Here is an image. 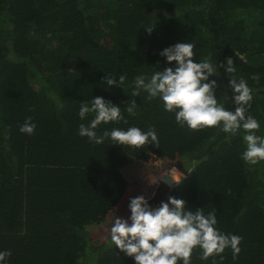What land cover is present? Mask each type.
Returning <instances> with one entry per match:
<instances>
[{"label":"trees","instance_id":"obj_1","mask_svg":"<svg viewBox=\"0 0 264 264\" xmlns=\"http://www.w3.org/2000/svg\"><path fill=\"white\" fill-rule=\"evenodd\" d=\"M180 42L196 46L197 63L232 58L235 73L220 68L209 81L216 80L218 102L229 111L235 110L229 78L247 82L253 100L245 115L259 122L256 135L264 138V0H0V251H11L6 264H135L111 242L110 228L116 216L130 217L129 198L138 195L152 208L171 195L192 211H215L220 232L242 237L238 258L226 249L216 264H264V161L250 165L241 158L244 131L190 130L159 97L131 96L136 76L174 67L160 52ZM105 75H126V81L106 89ZM94 97L121 107L124 118L102 123L98 135L154 127L159 148L81 137L79 125L94 118L80 119L81 102ZM132 99L135 115L126 110ZM27 117L36 125L32 135L19 131ZM172 168L181 169L179 184L164 175ZM152 179L161 180L149 186ZM201 255L194 249L191 264H213Z\"/></svg>","mask_w":264,"mask_h":264},{"label":"clouds","instance_id":"obj_2","mask_svg":"<svg viewBox=\"0 0 264 264\" xmlns=\"http://www.w3.org/2000/svg\"><path fill=\"white\" fill-rule=\"evenodd\" d=\"M145 28L150 35L154 27ZM195 47L193 43L180 42L161 51L160 55L166 58L169 65L174 64V67L156 71L150 78L136 76L131 96H140V92L144 91L148 93L149 100L159 97L165 111L175 113L176 122L181 127L186 125L190 130L220 128L226 134L236 135L242 129L245 133L243 140L246 142V150L241 158L250 165L264 161V138L256 135L260 124L255 118L245 115L253 100L252 89L243 78H229L235 110H226L215 94L218 88L216 80L209 81V77L217 75L220 68L227 74L235 73L234 62L231 57L218 64H213L207 58L199 63L194 62ZM252 79L255 80L256 77L253 76ZM125 81L126 75H120L118 79L105 75L102 80L108 86L106 89L119 87ZM136 108L134 99L126 106L129 115H135ZM89 114H94V118L87 125L81 123L78 129V134L87 137L89 142L103 144L105 139L110 138L114 145L137 149L153 145L159 148L154 127L146 132L138 127H130L126 131L114 128L98 135L96 129L102 123L124 119L121 107L103 97H94L91 102H81L80 119H86ZM124 122L127 123L126 120ZM35 128L32 117H27L19 131L32 135ZM164 175H171L179 184L182 173L172 168ZM160 180L152 179L148 184H158ZM129 199L131 215L127 219L116 216L110 228V239L116 248L133 258L135 264H178L179 261L191 264V256L196 248L202 251L200 259L208 260L211 257L213 264H216V257L224 260L222 254L226 249L232 251L234 260L238 258L242 237L220 232L215 227V211L207 215L203 208L192 211L187 209L184 199L171 195L167 202L162 201L156 208L149 205L144 195ZM10 256V250L0 251V264H6Z\"/></svg>","mask_w":264,"mask_h":264},{"label":"rangeland","instance_id":"obj_3","mask_svg":"<svg viewBox=\"0 0 264 264\" xmlns=\"http://www.w3.org/2000/svg\"><path fill=\"white\" fill-rule=\"evenodd\" d=\"M255 30V27L254 26H248L247 27V31L248 32H250V33H252L253 31ZM178 171H180L181 169H178V168H176ZM181 172V171H180ZM165 180V178L163 179V181ZM110 225V224H109ZM89 229L90 230H93V229H99L100 231L101 230H106L107 229V226H104L102 229H100V228H98L97 226H91V227H89Z\"/></svg>","mask_w":264,"mask_h":264}]
</instances>
